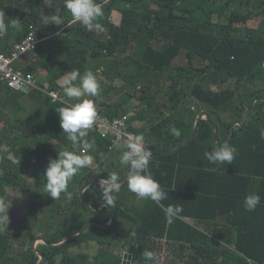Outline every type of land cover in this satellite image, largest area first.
I'll return each mask as SVG.
<instances>
[{"label": "trees", "instance_id": "1", "mask_svg": "<svg viewBox=\"0 0 264 264\" xmlns=\"http://www.w3.org/2000/svg\"><path fill=\"white\" fill-rule=\"evenodd\" d=\"M97 2L103 5L104 15L99 22L107 30L106 36L104 32L99 35L88 32L79 23L71 24L64 0L55 2L62 5L63 13L58 6L57 9L46 6L45 0H0V19L8 24L0 50L7 53L15 43L36 31L43 40L37 50L32 51L33 62L23 69L35 74L46 70L51 88L61 89V79L72 71L78 70L83 75L89 59L94 62L96 75H103V81H110L114 86L111 78L116 76L130 83L139 94L138 99L133 94L130 104L104 103L100 109L108 117L116 118L129 114V108L137 102L147 105L149 109L131 115L130 130L142 136L153 153L152 174L167 194L161 203L165 207H180L182 211L169 224L160 205L150 200L142 207L131 209L115 203L101 208L105 202L100 183L86 189L83 201L81 191L87 182L104 179L116 169L114 163H106L113 141L104 137L94 124L84 139L93 145L91 154L98 166L84 168L81 170L86 172L84 177L72 179L70 185L77 184V191L68 186L72 189L68 212L72 210L74 216L71 214L60 228L53 227L45 235L46 242L34 249L32 243L39 218L36 216L37 223L33 222L31 227L27 223L21 228L23 238L29 237L32 243L18 258L12 255L15 235L12 231H0V264H123L126 252L132 254L131 264H146L143 252L149 250L157 254V243L162 239H167L169 249V260L167 258L164 264H201V258L208 252L212 259L209 264H248L249 258L255 264H264V137L261 135L264 100L253 104L255 99L264 98V0ZM113 10L121 13L119 25L110 19ZM49 12L61 14L65 24L51 25L47 29L51 37L46 38L41 28ZM216 14L218 20L214 21ZM250 21L254 22L249 24ZM13 24L16 27L21 24L22 29L11 39ZM183 50L190 65L175 67L174 61ZM195 59L201 60V68L194 66ZM210 73L219 79L216 89L204 83L205 75ZM199 75H204L201 81L196 80ZM231 80L237 82L235 87L227 86ZM73 83L78 84L79 78ZM139 85L143 87L138 89ZM5 86L8 92H15ZM244 86L249 89L241 93ZM160 93L169 97L164 110L161 105L154 106ZM27 96L40 108L15 124L21 128V134L0 136V146L7 139L11 149L22 148L35 133V136L42 135L45 143L59 140L66 145L65 150H73L60 127L58 114V110L68 104L53 102L37 89L29 91ZM189 98L197 101L194 109L189 105ZM150 108L156 112V118L147 126L136 128L133 123L148 115ZM205 112L208 117L200 120L195 135L178 151L171 152L189 137L198 117ZM236 121L243 124L235 125ZM172 126L180 131L179 137L171 134ZM146 129L150 131L148 137H144ZM151 136L153 141H150ZM225 142L237 149L236 156L232 164L220 165L217 170L216 165L205 159L204 153ZM81 148L75 150L80 152ZM58 153L46 151L43 156L39 150L33 152L40 158L39 164H45L42 171H46L49 163L44 160L58 158ZM18 159V165L14 164L0 148V165L4 168L0 197L5 196L9 186L26 189L19 175V166L26 161L20 156ZM126 173H118L120 180ZM36 186L43 188L44 183L38 181ZM120 191H129L126 182ZM249 194L260 196L259 205L251 212L243 206ZM123 219L131 222L128 230L122 229ZM92 220L110 225L91 224L81 234L59 245ZM90 241L100 246L94 257L87 252H71ZM37 251L43 256L42 260ZM184 253H189L187 259ZM216 253L220 257H216Z\"/></svg>", "mask_w": 264, "mask_h": 264}, {"label": "clouds", "instance_id": "2", "mask_svg": "<svg viewBox=\"0 0 264 264\" xmlns=\"http://www.w3.org/2000/svg\"><path fill=\"white\" fill-rule=\"evenodd\" d=\"M64 8L71 15V24L79 23L88 32H95L97 35L105 31L104 26L99 22L103 17V5L97 0H64ZM59 11V10H58ZM54 22L56 25H64L61 14H56L51 21H45V25ZM68 26V25H67ZM69 27V26H68ZM8 30V24L0 19V37L5 35ZM79 78V83L74 84ZM63 93L69 99H80L82 97H96L100 92V83L96 73L86 71L83 75L79 71H72L63 84ZM35 105H30L32 111ZM60 118V127L66 134V139L71 142L73 150L59 151L58 158L50 159L46 168L43 180L45 181V190L54 200H57L63 194L67 200L72 199V193L68 191L69 182L84 168L93 164V157L84 154V149H91L93 145L84 138L88 130L92 129L97 120V111L95 104L90 99H83L79 103L70 104L61 107L58 110ZM203 115V114H202ZM201 116V115H200ZM207 118V117H205ZM170 132L173 136L179 137L180 131L172 126ZM264 137V132L261 133ZM81 151L75 149L81 147ZM127 150L119 157V164L127 168L128 175L126 179L127 188L138 198L150 200L160 205L165 212V217L169 224L173 223L179 217L182 209L180 207L167 206L161 202L167 198V194L160 183L154 178L150 164L153 159V153L145 146L142 136L129 138L126 144ZM237 149L228 142L220 144L212 151L204 153L205 159L217 166L232 164L236 156ZM100 190L102 199L108 206L115 203V194L121 190L120 177L116 172L108 174L100 180ZM260 203L258 194H249L244 198L243 206L246 211H255ZM9 205L0 201V224H9ZM145 262L155 264L156 254L153 251L145 250L143 252ZM248 264H255L251 258Z\"/></svg>", "mask_w": 264, "mask_h": 264}, {"label": "crops", "instance_id": "3", "mask_svg": "<svg viewBox=\"0 0 264 264\" xmlns=\"http://www.w3.org/2000/svg\"><path fill=\"white\" fill-rule=\"evenodd\" d=\"M31 1H33V0H31ZM97 1H100V0H97ZM104 1H107V0H104ZM55 2H56V0H45V5L48 7H54L56 9L58 6V7H60L61 13H63V11L61 9L62 5L61 6L57 5V4H55ZM65 10H67V9H65ZM54 15H56V14H52L49 12L46 14V17L43 20L44 25L42 27L43 29L41 28V30H43V32L46 34V38L51 37L50 36L51 34L50 35L47 34V29H49V27L51 25H55V23L52 22V23L45 25V21L46 20L51 21V19ZM217 17H218V15H217ZM110 19L113 23L119 25L121 23V20H122L121 13H119V11H117V10H113L111 13ZM213 19H214V17H213ZM15 28H16V33H18V30L22 29V25L19 24V26H17V27L15 26ZM12 29H11L12 35L10 36L11 39L17 35V34H14V36H13V30ZM104 33H105V36L108 34L106 29H105ZM5 37H6L5 35L0 37V46L2 45V43L5 42ZM46 38H44V39H46ZM32 53H34V52H29V53L23 54L20 57V59L16 61V63H15L16 66L19 69H23L24 66H27V65H29V63L33 62ZM182 54H185V57H187L185 50H183L181 52L180 56H182ZM196 60H198V59H195L194 61H196ZM175 61H174V64H175ZM174 66L176 67L177 65H174ZM87 67H88V69H90V71L94 72L93 71L94 62L92 59H89ZM126 68L129 70L131 67L129 66V68L128 67H126ZM37 75L39 76V79L43 84H49V75H48V72L46 70H40L37 73ZM67 78H68V76L61 79L62 85L64 84V81ZM186 81H187V79H185L182 82V84L185 85ZM107 83L108 82H104L105 87H102V90H105V89L108 90L107 94H106V92H103L100 95H98V97H90V98L82 97L79 100L73 98L72 100L75 101L74 103H79L83 99H90L94 102L95 106H96V104L99 105L98 108H101V105L104 103L120 102V101H118V98H116V97L111 98V95H110V97H108L109 96V94H108L109 89L111 87L107 86ZM59 90H61L63 92V87ZM168 99H169V97H168ZM189 99H190L189 101H191V98H189ZM67 100H68L69 104L73 103V102L72 103L70 102V99L67 98ZM257 101H259V100L255 99L253 101V104H255ZM130 102L132 103V101H129V102L126 101V102H120V103L130 104ZM163 103H164V105H161V107L166 105V101H164ZM190 104H191L190 106L194 109L197 106V101L195 99H193V101H191ZM30 105H35V108L32 111L30 110ZM155 105H156V101L154 102V106ZM193 106H195V107H193ZM136 107H138L136 110V113L138 110L142 111L141 108L149 109L145 103L137 102L136 106H134L133 108H129L130 109V110H128L129 114L134 116L136 114L135 113ZM39 108H40L39 105H37L35 102H33V100L31 98H29L27 96V92H23V91L22 92H16V91L14 92L12 90L8 92V89L5 86V84L0 82V136L8 138L9 136H14L16 133L21 134L22 133L21 128L16 127L15 124L18 122L19 119H24L29 114L31 115L32 113L37 112ZM156 115H157L156 112H153L150 108V113L148 112V115L143 117V119L140 118V119L136 120L133 124L135 125L136 128H143V127L147 126V124L150 120L155 119ZM207 116H208V113H207ZM257 119H259V117ZM257 122H258V120H257ZM242 124H243V122H241V121L235 122V125H242ZM144 135H146L144 137H148L150 135L149 129H146V131L144 132ZM6 140L7 139H4L1 142L0 148L7 152V157L16 165H18L19 156L24 158L26 161V163L19 166V169H20L19 175H20L21 179L23 181H25V188L26 189L24 190V192L23 191L20 192V189L9 186L6 190L5 196L0 197V201L7 203L10 207V209H9V224L8 223L0 224V231L2 228L5 231H12L13 232L14 228H16L17 226H19L21 228L25 227L26 217L29 213L28 211L33 207V205H35L34 203H37L38 201H40V197H43V195H46L48 193L45 190V187H43V188L39 187L38 188L36 186L38 181L40 183H45V181L43 180V176L45 175L46 171H42V169H45V164H42V166H41L39 164L40 158L35 156V154H33V152L36 150H39V153L42 154L43 156H45L46 151L47 152L52 151V150L64 151L66 145L64 143H60L59 140H49V141H47V143H45L44 142L45 138H43L42 135L35 136V133L33 134L32 140L28 139L25 142L28 144L24 145L22 148H21V146H18V147H15L14 149H11L10 145L7 143ZM150 141H153L152 136L150 137ZM126 144H127V141L123 140L119 143V145L114 146V147L112 146L111 151H110L108 158H107V162H106L107 164L114 163L116 165V169L113 172H116L117 174L121 171L122 172L127 171L126 175L128 174L127 168H124L123 166H121L119 164V157L123 154V152L125 150H127ZM80 148L81 147H77L76 148L77 151ZM91 149H84L83 150L84 154H88V155L92 156ZM44 161L47 163L49 161V159L46 158ZM97 166H98V163L93 158V164L87 168H96ZM3 174H4V168H2V166L0 165V177ZM85 175H86V172L84 173V172L80 171L76 175V177L82 178ZM93 180H97V179H93ZM71 182H72V180L69 182V184ZM72 189H74V186L72 187ZM61 196L64 197L63 194ZM5 200H7V201H5ZM105 203H103L101 205V208L103 206H106ZM145 203H146L145 199L138 198L134 193H132L130 191H128V192L120 191L116 195V199H115V204H120L123 207H126L128 209H131L132 207H135V206L136 207H142L145 205ZM69 206H70V204H69ZM98 221L101 222L100 220H98ZM101 223H103V222H101ZM107 225H110V224H107ZM121 226H122L123 230H128L131 227V222L129 220L123 219ZM23 239L22 240L24 241V243H26L27 238H23ZM29 245L30 244L28 242L25 246L27 247ZM213 246H217V245L214 244ZM157 247H158V251L156 254L155 263L156 264H164L167 261V258L169 260V249H168L167 239L159 240L157 243ZM13 250H15V249L13 248ZM13 250H12V253L14 252ZM126 253H130V252H126ZM188 254L189 253L183 254L184 259H187ZM210 255H211V252H208L207 256H205V257L201 256L202 257L201 258V264L211 263L212 259L210 258ZM215 255H216V257H220V255L218 253H216ZM177 259L179 262L182 261L179 258H177Z\"/></svg>", "mask_w": 264, "mask_h": 264}, {"label": "rangeland", "instance_id": "4", "mask_svg": "<svg viewBox=\"0 0 264 264\" xmlns=\"http://www.w3.org/2000/svg\"><path fill=\"white\" fill-rule=\"evenodd\" d=\"M217 20H218V17H217V15H215L214 16V21H217ZM252 22H254V21H250L249 24H251ZM12 30H13V36H14V34H17L15 27ZM174 65L188 66V65H190V63H189L188 58L185 57V54H182V56H180L175 61ZM194 66L197 67V68H201L202 67L201 61L199 59L196 60L194 62ZM89 70L90 69H87V71H89ZM102 72H103V68H101L100 74ZM168 73H170V72H168ZM216 76L217 75L214 74V73H210V74L205 75L206 79H204V83L206 85H210L211 84L213 86V88L216 89V87H217L216 83L218 84V80H219V79H216ZM97 77H98V80H99V83H100L99 95L101 93H103V92H106V94H107L108 90L107 89L102 90V87H105L104 86V82H108V81H103L102 80L103 75H98ZM203 77H204V75H199V76H197L196 80L201 81L203 79ZM111 79L114 80V85L115 86L110 85V84H112L110 81L107 83V86L112 87V88L109 89V93H108L109 96L108 97H110V95H111V98H115L116 97V98H118V101H120V102H126V101L129 102V101H131L133 94H135V97H136L135 99L139 98V94L135 93V88L130 83L128 84V83L124 82L125 80H123V78H117L116 76H113ZM226 84H227V86L235 87L237 85V82L234 81V80H231V81H229ZM139 86L140 87L138 89L143 87L142 85H139ZM243 88L244 89L241 91V93H243L244 90L246 91L247 89H249L248 86H246V87L244 86ZM139 93H140V91H139ZM96 97H98V96H96ZM157 97H158V99L156 101V105H164L163 102L168 100V96L166 94H164V93L158 94ZM88 98H90V97H88ZM66 99H67V97H66ZM70 102L71 103L73 102L72 104H75L74 103L75 101H73L72 99H70ZM189 105H191V104L189 103ZM95 107L98 108L99 105L96 104ZM138 107L135 108V113H136V110H137ZM193 107H195V106H193ZM162 108L164 110L165 106H163ZM141 109L145 110L146 108H141ZM203 114H205V116H207V112L203 113ZM70 187H73V185L69 184V188ZM77 189H78V185L75 184L74 185V192L77 191ZM22 191L24 192V190L20 189V192H22ZM68 191L72 192V189H68ZM5 201H7V200H5ZM70 202L71 201L67 200L65 198V196L64 197L61 196L59 199L54 200L51 196H49V193H47L43 197H40V201H38L36 203V205H35L36 209H35V206L33 205V207L28 211L29 213H28V215L26 217V223H28V227L35 221L37 223L36 216L39 217L38 218V225L36 226V229H35V232H34V234L36 235V238L33 240V243H32L30 241L31 239L29 237H26L27 238V240H26L27 243L28 242H29V244L32 243L33 246L36 245V248H37V246L41 242H44L43 239H41L39 237H44L45 238V235L48 234L53 227H55V226L58 227L59 226V228H60L61 225L64 223V220H66V219L68 220V218H70L71 214H72V217H73L74 216V212L72 210H71V212L70 211L68 212V210H70L69 207H68ZM71 221H72V219H71ZM26 223H25V226H26ZM57 227H55V228H57ZM1 231H5V230H3L1 228ZM12 233L15 235V237L13 238V243H12L13 244V248L15 250H13L14 252L12 253V255L15 256L16 258H18L20 256L19 253L22 252V250L25 249V247H26L25 245L27 243H24V241H23L24 239H23V236H22L21 227L17 226L16 228H14V231ZM99 248H100V246L98 245V243L90 241V242L84 243L82 245V247H80V248L75 247V248L71 249V252L72 253L87 252L92 257H94L97 254Z\"/></svg>", "mask_w": 264, "mask_h": 264}, {"label": "built area", "instance_id": "5", "mask_svg": "<svg viewBox=\"0 0 264 264\" xmlns=\"http://www.w3.org/2000/svg\"><path fill=\"white\" fill-rule=\"evenodd\" d=\"M42 40L35 31H32L21 41L15 43L14 48L9 52L5 53L0 50V82L15 91L28 93L33 89H37L53 102L60 101L70 105L61 90L53 89L49 84H43L37 73L25 72L15 64L23 54L37 50ZM96 111L97 120L95 124L104 137L112 139L113 147L119 145L123 140L128 141L129 138L137 136L130 130L131 114L110 118L100 108H96ZM201 117L205 118L206 116L203 114ZM144 143L148 147L145 141Z\"/></svg>", "mask_w": 264, "mask_h": 264}, {"label": "water", "instance_id": "6", "mask_svg": "<svg viewBox=\"0 0 264 264\" xmlns=\"http://www.w3.org/2000/svg\"><path fill=\"white\" fill-rule=\"evenodd\" d=\"M257 100H264V98H260V97H259V98H257ZM206 117H208V116H206ZM201 119H202V117L199 116L198 119H197V121H196L195 127H194L192 133L189 135V137H188L183 143H181L178 147H176V148L173 149V150H170L171 152L178 151V150H179V149H180V148H181L186 142H188V141H189V140L195 135V133H196V131H197V129H198V126H199V123H200V120H201ZM217 132H218V130L216 129L215 134H214V138H216ZM232 135H233V133H232ZM127 175H128V174H127ZM127 175H126L123 179L120 180L121 185H123V184L126 182ZM97 183H100V180H99V179H97V180H91V181L87 182V183L84 185V187H83V189H82V191H81V197H82V199L84 198V192L86 191V189L89 188L91 185H93V184H97ZM83 201H84V199H83ZM105 205H107V204L105 203ZM91 224L102 225V226H106V225H107V224L101 223V222H99V221H97V220L89 221L88 223H86V224L84 225V227H82L79 231H77V232L73 233L72 235H70L67 239H65L64 241H62L61 243H59V245H60V244H63L64 242H66L68 239H70V238H72V237H74V236H76V235L81 234V233L84 232V231H85V230H86ZM39 238L43 239V241L46 242V239H45L44 237H39ZM34 249H37V248H36V245H34ZM37 253L40 254V256H41V260H42V259H43V256L41 255V253L38 252V251H37ZM131 261H132V254H130V253H125V254H124V261H123V264H131ZM40 262H41V261H40Z\"/></svg>", "mask_w": 264, "mask_h": 264}]
</instances>
